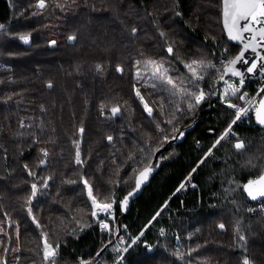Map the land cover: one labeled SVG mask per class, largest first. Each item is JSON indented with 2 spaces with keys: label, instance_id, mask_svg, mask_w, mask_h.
Segmentation results:
<instances>
[{
  "label": "trees",
  "instance_id": "1",
  "mask_svg": "<svg viewBox=\"0 0 264 264\" xmlns=\"http://www.w3.org/2000/svg\"><path fill=\"white\" fill-rule=\"evenodd\" d=\"M43 2L0 0V264H264V214L246 211L264 201L244 191L264 173L263 128L238 126L245 149L232 137L204 161L234 119L195 102L241 50L222 0ZM258 82L235 102L245 107ZM92 198L114 203V218ZM123 236L137 241L122 251Z\"/></svg>",
  "mask_w": 264,
  "mask_h": 264
},
{
  "label": "snow or ice",
  "instance_id": "2",
  "mask_svg": "<svg viewBox=\"0 0 264 264\" xmlns=\"http://www.w3.org/2000/svg\"><path fill=\"white\" fill-rule=\"evenodd\" d=\"M39 6L41 8L44 7L43 0H40ZM223 16H224L225 27L228 29L229 35L231 36L232 39H241L242 38L240 35L241 29L239 28V22L241 20H243V21L247 22L242 29L243 32H251L256 25H259V28H257L256 31L258 32L261 40H264V0H223ZM2 27L3 26L0 25V28H2ZM233 29L237 30L236 35H232ZM135 31L136 30L133 29V32H135ZM253 38H255V37H253ZM21 39L24 40L25 43H27V41H28L27 37H21ZM69 39L73 40V39H75V37H69ZM53 43H55V42H53ZM245 47L247 48L248 45H245ZM168 51L171 52L172 49L169 48ZM242 56H243V53H241V55L238 56L236 58V60L232 61V63L235 64L237 61L241 60ZM262 59H264V58H262ZM148 63L152 64L154 66L156 72L161 71V66L156 65V63L154 61H149ZM196 63L197 62H193V64H196ZM188 67L193 72V75H195L196 69L193 68L192 65H188ZM255 67H256L255 64L251 65V67L248 68V71L251 72ZM229 70L231 71V69H229ZM233 74L237 75V76L240 75L239 72H234ZM161 75L163 77V73H161ZM167 82L169 84L173 83L171 78H168ZM49 87H51V85H49ZM235 91L236 90H233V93H235ZM137 95H139V92H137ZM202 98H203V93H201L200 95L195 97L196 102L199 103ZM241 98H243V97H241ZM145 109L149 112V114H151V109L148 108L147 104H145ZM113 111L116 112V111H118V109H113ZM243 111H247V110H243ZM256 118L260 124H264V101L260 102V107L256 111ZM236 119L237 120L240 119V112L239 111L236 114ZM235 122L236 121L234 120L232 123L234 124ZM81 131H82V129H81ZM229 131H230V129H229ZM224 135L225 136L228 135V132L226 131ZM109 139H111V137H109ZM220 139H224V136H221ZM219 142L220 141L218 140L216 143L218 144ZM213 147H215V145H213ZM235 147L237 149H240L243 147V143H237L235 145ZM77 162H79V154H77ZM148 171H150V169H146L144 172L140 173L141 179L137 180V183H136L137 188H139L143 179H147ZM32 187H33L32 195L34 196L36 194V192H35L36 186L33 185ZM180 187L183 188L184 185L181 184ZM179 190L180 189H177V191H179ZM245 191H247L248 195L252 199H256L258 196L264 197V175H261L256 180L249 181L248 184L245 185ZM129 195H132V193H130ZM89 196L90 197L92 196L91 188H89ZM124 203L125 204L127 203V198L125 199ZM93 204L96 205L97 207H103L104 209H107L111 206L109 204H104L102 206L98 205L96 203L95 198H93ZM220 227L222 228L223 225H221ZM241 239H243V237H241ZM54 255H55V250L52 249L51 245H48L47 242L45 241V258L48 259L49 257H52ZM244 264H249L247 259H245Z\"/></svg>",
  "mask_w": 264,
  "mask_h": 264
},
{
  "label": "rangeland",
  "instance_id": "3",
  "mask_svg": "<svg viewBox=\"0 0 264 264\" xmlns=\"http://www.w3.org/2000/svg\"><path fill=\"white\" fill-rule=\"evenodd\" d=\"M22 37H27L28 38V41H27V43H25L24 42V40H22L21 39V41H22V43H24L26 46H30L31 45V37L29 36V35H25V36H22ZM222 63H226V61L225 60H222L221 61ZM231 84L233 85V86H227V87H223V91H224V89H232V91L231 92H229V93H226L225 94V96L223 95V96H221V97H219L218 98V100L219 101H217V99H214V94H215V92H212V90H210V89H201L200 91H199V93H198V95H200L201 93H203V98L200 100V102L199 103H197L196 102V99H195V102H196V104H197V106H201V105H203V104H205L207 101H211L213 104H215L216 106H221V107H224V108H227L228 110H230L232 113H233V115H234V119H233V121L235 120L236 122L233 124L232 122L230 123V125L227 127V129L223 132V134L221 135V136H224V139H220L221 138V136L219 137V143L217 144V143H215L214 145H215V147H212V149L209 151V153L206 155V157L204 158V161L206 160V158L207 157H209L213 152H214V150L221 144V143H223V142H225V140H227V139H229V138H232V137H234L235 139H236V142H235V145L237 144V143H243V147L242 148H240V149H238V150H244L245 149V142H244V140H242V139H240L239 137H237L238 135L236 134V130H237V127L238 126H243V127H247V126H251L252 124H253V122H254V118L253 117H251L250 115H244V116H242L241 115V113H242V110H243V108H244V106H241V105H238V103H236L235 102V98L239 95V93L241 92V91H239V90H243V87H245V82H231ZM241 86H242V88H241ZM257 88H258V91L260 90V83L258 82V84H257ZM233 90H236L235 91V93H233ZM257 91V95H259V93L260 92H258ZM197 95V96H198ZM253 99V98H252ZM251 99V100H252ZM222 102V103H221ZM223 104H229V106L228 107H225ZM240 106V107H242V109L241 108H239V107H237V106ZM234 106V107H233ZM240 112V119L239 120H237L236 119V114H237V112ZM229 129H230V131H229ZM228 132V135H224L225 134V132ZM259 134L262 136V137H264V130H259ZM217 140V141H218ZM216 141V142H217ZM202 162L201 163H199V165H200V167L202 166ZM198 165V166H199ZM183 185H184V187L183 188H179L180 190L179 191H186L191 185H193V183H192V176H190V177H188L183 183H182ZM90 188V187H89ZM179 191H178V193H179ZM93 199V198H92ZM97 203V202H96ZM98 205H104V204H99V203H97ZM109 205H111L109 208H107V209H104L103 207H97L96 205H95V207H96V215L97 216H108V217H110V218H114V203H108ZM166 208V207H165ZM164 208V209H165ZM246 211L247 212H249L250 214H253L255 211H257V212H262L263 214H264V203H261V204H259L258 206H256L255 208H254V206L253 207H250L249 205H248V209L246 208ZM162 212L163 211H161L159 214H162ZM1 227V226H0ZM103 228H105V227H103ZM0 231H2V227L0 228ZM175 233H176V231H175ZM179 233V232H178ZM168 234H164V235H161L162 237H164V236H167ZM173 239H174V242H175V244H174V248L176 247V245L177 244H181V246H182V250L180 251V252H178L177 250H176V248H175V250H176V252H178V253H181L182 251H184V247H183V245H182V240H181V237L180 238H175V236L174 235H170ZM136 241L137 240H134L133 242H131V243H129L128 242V237L127 236H123V237H121L118 241H117V243H115V245H116V247H118L117 249H120V250H122L123 251V249L124 250H127V249H129L130 247H132L135 243H136ZM129 243V244H128ZM48 245H50L49 243H47ZM52 247V249H54L55 250V255L54 256H52V257H49L48 259H46V261H49V260H52L53 258H55L56 257V249L53 247V246H51ZM120 262H122V257H120V259L118 260V264L120 263Z\"/></svg>",
  "mask_w": 264,
  "mask_h": 264
},
{
  "label": "water",
  "instance_id": "4",
  "mask_svg": "<svg viewBox=\"0 0 264 264\" xmlns=\"http://www.w3.org/2000/svg\"><path fill=\"white\" fill-rule=\"evenodd\" d=\"M222 6H223V0H222ZM222 23H223V27H224L227 40L230 43L241 47V50L239 51V53L235 56V58L232 61L236 60V58L240 56L241 53H243V56L241 57V60L237 61L235 64H233L231 61L225 66L223 75L221 76L220 80L216 84L214 98H217L219 96L220 87L223 84H225L229 79H235V80L243 81L245 83H251V82L260 81L264 78V59H262L264 58V40H261L258 32L256 31V29L259 28V25H256L251 32H243L242 29L247 22L241 20L239 22V28L241 29L240 35L242 38L232 39L231 36L229 35L228 29L225 27V24H224L223 11H222ZM236 34H237V30L233 29L232 35H236ZM245 45H248V47L246 48ZM253 64H255L256 67L251 72H249L248 68L251 67V65ZM229 69H231V71ZM234 72H239L240 75L239 76L234 75L233 74ZM261 101H264V97L261 98ZM259 107H260V103H259L258 108ZM255 119H256L257 124L260 125L264 129V124H260L258 122L256 118V113H255ZM156 164L157 162H155L154 164H152L151 166L147 168V169H150V171H148V174H147V179L142 180L139 186V189L143 185L149 182V180L151 179L156 169ZM262 175H264V173ZM138 179H141L140 175ZM256 179H253V180H256ZM248 182L245 185H247ZM245 185H244V191H245ZM245 194L248 200L252 203H259V202L264 201V197L258 196L256 199H252L248 195L247 191H245Z\"/></svg>",
  "mask_w": 264,
  "mask_h": 264
},
{
  "label": "built area",
  "instance_id": "5",
  "mask_svg": "<svg viewBox=\"0 0 264 264\" xmlns=\"http://www.w3.org/2000/svg\"><path fill=\"white\" fill-rule=\"evenodd\" d=\"M231 82H243V81H240V80H235V79H229L225 84H223L221 87H220V94H219V96L217 97V98H214V99H217V101H219L218 100V98L219 97H221V96H225V94L226 93H229V92H231L232 91V89L230 88V89H224V91H223V87H227V86H233L232 84H231ZM259 83H260V90L258 91V92H260L259 93V95H255L254 97H253V99L252 100H250L249 102H248V104L243 108V110H247V111H243L242 110V113H241V115L242 116H244V115H250L251 117H253L254 119H255V113H256V111H257V109H258V106H259V103H260V101H261V98H262V95H263V93H264V78L262 79V80H260L259 81ZM241 88H242V86H241ZM244 88V87H243ZM239 91H242V90H239ZM222 103V102H221ZM225 107H228L229 106V104H223ZM237 106V105H236ZM237 107H239V108H241L242 109V107H240V106H237ZM151 114H152V110H151ZM151 114H149V115H151ZM264 130V129H263ZM188 190V189H187ZM179 192H181V191H179ZM259 204H256L255 206H254V208L256 207V206H258ZM252 206V207H253ZM256 212V211H255ZM254 212V213H255ZM158 215H160V214H158ZM157 217H159V216H157ZM149 226H152V224H150ZM164 234H167V231L165 230V229H163L162 231H161V235H164ZM174 236H175V238L177 239L178 237L176 236V234L174 233ZM176 250L178 251V252H180L181 250H182V246H181V244H177L176 245ZM127 252V251H126Z\"/></svg>",
  "mask_w": 264,
  "mask_h": 264
}]
</instances>
